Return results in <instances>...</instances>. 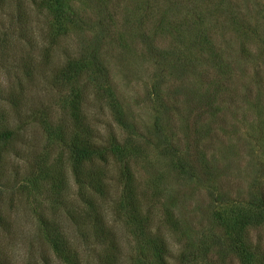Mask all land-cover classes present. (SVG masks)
I'll list each match as a JSON object with an SVG mask.
<instances>
[{
	"label": "rangeland",
	"instance_id": "obj_1",
	"mask_svg": "<svg viewBox=\"0 0 264 264\" xmlns=\"http://www.w3.org/2000/svg\"><path fill=\"white\" fill-rule=\"evenodd\" d=\"M59 2L76 14L57 40L59 59L106 70L100 80L124 125L111 119L106 96L89 112L110 123L98 136L112 131L168 263L188 240L193 252L202 246L196 264H241L242 245L231 241L241 231L264 264V0ZM5 5L0 23L15 14ZM50 92L56 115L60 99Z\"/></svg>",
	"mask_w": 264,
	"mask_h": 264
},
{
	"label": "trees",
	"instance_id": "obj_2",
	"mask_svg": "<svg viewBox=\"0 0 264 264\" xmlns=\"http://www.w3.org/2000/svg\"><path fill=\"white\" fill-rule=\"evenodd\" d=\"M0 4L15 5L0 23V264H169L112 131L98 136L110 123L89 112L88 103L106 96L111 119L124 125L100 80L106 70L95 74L80 57L57 54L75 12L59 0ZM50 91L60 99L56 115L43 96ZM231 241L242 245L241 264L261 263L241 231ZM201 250L187 240L174 264H196Z\"/></svg>",
	"mask_w": 264,
	"mask_h": 264
}]
</instances>
